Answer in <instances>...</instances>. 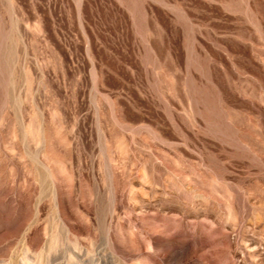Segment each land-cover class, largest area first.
I'll use <instances>...</instances> for the list:
<instances>
[{
	"label": "rangeland",
	"instance_id": "374dc122",
	"mask_svg": "<svg viewBox=\"0 0 264 264\" xmlns=\"http://www.w3.org/2000/svg\"><path fill=\"white\" fill-rule=\"evenodd\" d=\"M0 264H264V0H0Z\"/></svg>",
	"mask_w": 264,
	"mask_h": 264
}]
</instances>
